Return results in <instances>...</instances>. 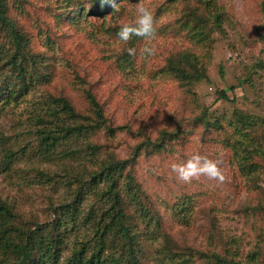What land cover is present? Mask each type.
<instances>
[{"label": "rangeland", "instance_id": "1", "mask_svg": "<svg viewBox=\"0 0 264 264\" xmlns=\"http://www.w3.org/2000/svg\"><path fill=\"white\" fill-rule=\"evenodd\" d=\"M79 1L87 16L76 24L75 12L64 0H21L22 10L14 0L8 3V17L29 49L46 57L51 80L31 81L21 103L63 96L90 123L94 114L85 95L89 90L103 109L105 123L94 132L61 136L49 149L40 143L41 126L31 121L26 104L0 115V201L10 211L6 216L0 209V229L16 237V230L53 225L59 205L72 199L80 181L90 182V175L110 159L129 160L123 177H134L144 207L160 222L156 228L149 225L131 207L141 232V264H163L150 244L161 242L163 235L176 250L224 255L229 247L242 259L259 250L264 264V169L248 180L230 147L242 129L238 115L264 120V68L258 64H264V0H211L224 12L223 30L212 29V48L207 51L192 29L213 13L204 0H122L115 12L103 15L89 0ZM138 2L152 14L154 35L122 41L117 32L135 24ZM14 49L11 37L0 31V67ZM183 51L203 56L206 68L207 78L191 92L164 72L167 59ZM123 55L132 66L126 72L119 66ZM3 72L9 74V69ZM58 119L76 124L66 116ZM245 132L259 138L262 130L246 126ZM157 143L162 144L160 150L154 148ZM194 154L216 162L222 179L200 175L179 180L172 165ZM124 183L119 178L118 187L127 199ZM89 194L84 213L91 204L99 207ZM184 204L189 207L183 210ZM84 236L69 234L61 261ZM3 259L0 252V264ZM191 264L207 263L196 257Z\"/></svg>", "mask_w": 264, "mask_h": 264}, {"label": "trees", "instance_id": "2", "mask_svg": "<svg viewBox=\"0 0 264 264\" xmlns=\"http://www.w3.org/2000/svg\"><path fill=\"white\" fill-rule=\"evenodd\" d=\"M9 1L0 0V31L11 37L15 49L14 54L5 59V63L0 67V115H9L16 109L28 93L30 82L35 78L44 84L51 81L46 57L32 53L27 39L8 17ZM64 1L65 5L68 8L72 7L71 10L75 12L72 16L74 24L79 19L86 18L87 9L82 10V3L79 0ZM121 1L87 2L90 7L99 8L100 13L103 11L113 13ZM204 2L206 9L211 8L213 13L198 29L196 25L192 29L195 28L193 36L198 44L204 46V50L207 51V48H212L213 39L210 36L212 29L216 28L219 32L223 30L224 12L217 5L210 3L211 0ZM14 6L22 10L21 0H14ZM166 63L164 72L178 80L189 92L198 82L207 78L204 58L196 53L179 52L171 55ZM258 64L260 68H264L263 63ZM119 66L125 72L132 68L126 55L119 58ZM4 68L9 69V74L3 72ZM230 89L233 91L234 87ZM85 95L94 114V118L90 119L94 124L90 120V123H86L88 117L79 114L63 96L51 95L42 101L21 103L26 104L25 110L31 121L36 126H41L38 129L40 143L50 149L61 136L88 130L94 132L96 128L103 126L105 118L100 103L91 91H85ZM221 96L228 100L226 92H221ZM61 115L76 121V124L71 125L59 120ZM237 118L236 122L242 129L237 130L235 141L230 147L241 173L251 180L264 169L260 162L264 161V120L242 113ZM246 126L260 128L262 133L259 138L247 134ZM154 148L160 150L162 144H154ZM129 164V160L119 159H110L102 163L99 171L90 175V182L80 181V186L75 189L72 199L59 205L58 220L53 225H37L35 229L27 232L16 230V237H13L7 228L2 227L0 229V252L4 254L2 264H141L139 256L141 232L136 227L134 215L130 213L131 207L149 225L156 228L160 222L153 211L144 207L141 189L134 177L129 173L123 177ZM119 178L125 180L127 199L118 187ZM89 192L92 195V203L97 202L99 207L93 209L94 204H91L87 213H84L83 204L87 201ZM188 207V204H184L182 209ZM0 209L6 216L10 214L9 209L1 201ZM183 220L185 223L188 222L187 218ZM84 227L86 229L82 231ZM80 232L85 236L73 245L70 257L61 261V248L69 234ZM150 244L158 254L157 260L163 264H191L196 257L203 259L207 264H260L259 250L251 251L242 259L238 250L229 247L224 255L216 252L201 253L192 249L176 250L166 235H163L161 242Z\"/></svg>", "mask_w": 264, "mask_h": 264}, {"label": "clouds", "instance_id": "3", "mask_svg": "<svg viewBox=\"0 0 264 264\" xmlns=\"http://www.w3.org/2000/svg\"><path fill=\"white\" fill-rule=\"evenodd\" d=\"M103 3L104 0H101ZM136 21L134 25H124L118 32L117 37L122 41H128L131 36L135 35L144 39H151L154 35L152 14L143 4L138 2L136 8ZM146 52L150 49L145 48ZM133 50L129 49V54ZM172 171L177 173L179 180L188 182L193 177L200 175L207 176L209 179H222V175L217 167L216 162L194 154L183 163L173 164Z\"/></svg>", "mask_w": 264, "mask_h": 264}]
</instances>
